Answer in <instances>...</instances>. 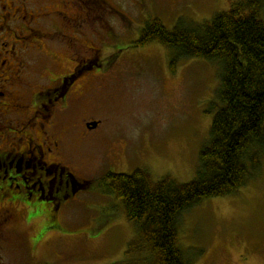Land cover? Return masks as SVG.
Instances as JSON below:
<instances>
[{
	"label": "rangeland",
	"instance_id": "obj_1",
	"mask_svg": "<svg viewBox=\"0 0 264 264\" xmlns=\"http://www.w3.org/2000/svg\"><path fill=\"white\" fill-rule=\"evenodd\" d=\"M252 1L264 20V0ZM231 4L229 0L87 2L86 43L100 50L102 70L96 73L102 89L90 91L89 78L84 93H72L69 112L60 122L68 127L73 118L99 121L92 131L79 126L64 138L79 180L91 184H81L79 193L70 197L57 215L62 227L49 231L44 243H37L45 233L39 232L43 219L22 224L23 233L10 245L11 264H38L34 255L53 256L58 242L65 257L55 264H122L138 228L103 176L142 168L156 180L165 175L178 182L192 180L221 104L216 93L219 62L176 59L173 47L155 39L140 44L142 28L153 18L169 28L180 17L203 22ZM180 215L178 242L191 264H264V158L254 177L236 193L205 198ZM57 222L48 218L45 225L54 227Z\"/></svg>",
	"mask_w": 264,
	"mask_h": 264
},
{
	"label": "flooded vegetation",
	"instance_id": "obj_2",
	"mask_svg": "<svg viewBox=\"0 0 264 264\" xmlns=\"http://www.w3.org/2000/svg\"><path fill=\"white\" fill-rule=\"evenodd\" d=\"M88 1L101 0H0V264H11L10 245L22 224L43 219L37 243H44L62 227L60 210L79 193L64 138L79 126L92 131L99 121L73 118L68 127L60 121L89 78L90 91L102 89L100 50L86 43ZM48 218L58 221L54 227L45 225ZM59 244L51 257L34 255L38 264L61 261Z\"/></svg>",
	"mask_w": 264,
	"mask_h": 264
},
{
	"label": "trees",
	"instance_id": "obj_3",
	"mask_svg": "<svg viewBox=\"0 0 264 264\" xmlns=\"http://www.w3.org/2000/svg\"><path fill=\"white\" fill-rule=\"evenodd\" d=\"M154 39L173 47L176 59L221 64L216 91L221 104L199 152L197 174L188 182L169 175L156 180L136 168L109 172L103 179L138 228L122 264H191L178 242L180 214L205 198L236 193L264 158V20L252 0H243L203 22L180 17L169 28L153 18L143 26L139 43Z\"/></svg>",
	"mask_w": 264,
	"mask_h": 264
},
{
	"label": "water",
	"instance_id": "obj_4",
	"mask_svg": "<svg viewBox=\"0 0 264 264\" xmlns=\"http://www.w3.org/2000/svg\"><path fill=\"white\" fill-rule=\"evenodd\" d=\"M96 122H93V125H95Z\"/></svg>",
	"mask_w": 264,
	"mask_h": 264
}]
</instances>
